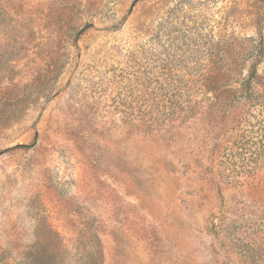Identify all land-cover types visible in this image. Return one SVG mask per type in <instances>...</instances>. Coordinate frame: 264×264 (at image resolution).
<instances>
[{
  "label": "rangeland",
  "instance_id": "obj_1",
  "mask_svg": "<svg viewBox=\"0 0 264 264\" xmlns=\"http://www.w3.org/2000/svg\"><path fill=\"white\" fill-rule=\"evenodd\" d=\"M50 228L64 264H264V0H0V264Z\"/></svg>",
  "mask_w": 264,
  "mask_h": 264
},
{
  "label": "trees",
  "instance_id": "obj_2",
  "mask_svg": "<svg viewBox=\"0 0 264 264\" xmlns=\"http://www.w3.org/2000/svg\"><path fill=\"white\" fill-rule=\"evenodd\" d=\"M46 239L40 245V264H64L65 244L59 233L50 228ZM95 255H100V251H95ZM85 264H101L97 260L86 262Z\"/></svg>",
  "mask_w": 264,
  "mask_h": 264
}]
</instances>
